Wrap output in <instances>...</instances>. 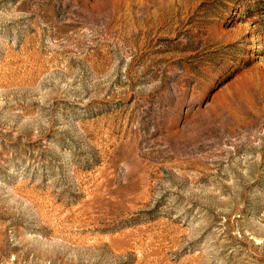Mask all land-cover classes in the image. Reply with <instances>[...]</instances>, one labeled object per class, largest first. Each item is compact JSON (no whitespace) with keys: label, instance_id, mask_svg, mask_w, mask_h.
I'll return each instance as SVG.
<instances>
[{"label":"rangeland","instance_id":"rangeland-1","mask_svg":"<svg viewBox=\"0 0 264 264\" xmlns=\"http://www.w3.org/2000/svg\"><path fill=\"white\" fill-rule=\"evenodd\" d=\"M0 264H264V0H0Z\"/></svg>","mask_w":264,"mask_h":264}]
</instances>
